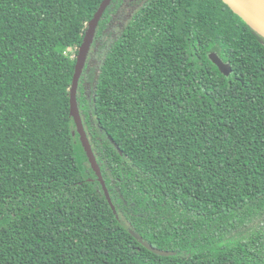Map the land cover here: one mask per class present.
Masks as SVG:
<instances>
[{
	"label": "trees",
	"instance_id": "trees-1",
	"mask_svg": "<svg viewBox=\"0 0 264 264\" xmlns=\"http://www.w3.org/2000/svg\"><path fill=\"white\" fill-rule=\"evenodd\" d=\"M103 1L0 0V264H264V38L223 0H148L86 66L115 215L70 117L67 52Z\"/></svg>",
	"mask_w": 264,
	"mask_h": 264
},
{
	"label": "water",
	"instance_id": "water-1",
	"mask_svg": "<svg viewBox=\"0 0 264 264\" xmlns=\"http://www.w3.org/2000/svg\"><path fill=\"white\" fill-rule=\"evenodd\" d=\"M113 1L114 0H104L86 28L83 42L78 51L73 82L70 88V117L74 120L75 124V130L73 134L79 136V140L87 157L88 163L92 171L94 172L96 179L100 184L111 209L113 210L114 214L117 215V209L112 201L110 192L103 177L101 166L98 163L96 154L94 153L78 102L80 82L86 70L88 58L94 45L100 23L107 9L112 5ZM223 2L228 5L235 14L241 17L256 33L264 38V0H223ZM210 59L213 64L218 67L223 75L227 77L230 76V74L232 73V68L229 63H225L216 53L211 54ZM111 141L118 149V151L122 153L119 149V146L114 142V140L111 139ZM129 232L146 249L153 252L155 255L161 257H169L175 255L174 252L163 251L154 247L148 241H145L144 238L134 230L129 229Z\"/></svg>",
	"mask_w": 264,
	"mask_h": 264
},
{
	"label": "rangeland",
	"instance_id": "rangeland-1",
	"mask_svg": "<svg viewBox=\"0 0 264 264\" xmlns=\"http://www.w3.org/2000/svg\"><path fill=\"white\" fill-rule=\"evenodd\" d=\"M129 7L125 6L121 8L118 6L113 16V20L107 24V29L104 32L96 36L94 45L90 52L87 65L92 68L94 71H98L100 65L102 64L103 58L110 47V45L115 41V39L120 35L122 29V25L124 24L123 19L127 16ZM67 55L72 59H77V51L75 49L69 50ZM84 84V83H83ZM80 156L84 165H88L85 154L80 151Z\"/></svg>",
	"mask_w": 264,
	"mask_h": 264
},
{
	"label": "flooded vegetation",
	"instance_id": "flooded-vegetation-1",
	"mask_svg": "<svg viewBox=\"0 0 264 264\" xmlns=\"http://www.w3.org/2000/svg\"><path fill=\"white\" fill-rule=\"evenodd\" d=\"M148 0H119L116 2V7L120 6L121 8L127 6L129 7V11H128V14L127 16L123 19V22L124 24L122 25V29H124L127 25V23L132 19L133 15L139 11L142 6H144V4L147 2ZM85 76V72H84V75ZM83 78V77H82ZM84 84L83 86H87V94H88V97H90V84L89 82L85 81L84 79ZM81 84V82H80Z\"/></svg>",
	"mask_w": 264,
	"mask_h": 264
}]
</instances>
